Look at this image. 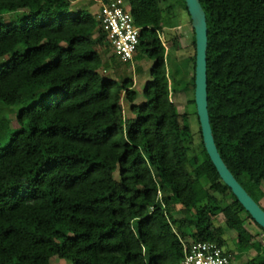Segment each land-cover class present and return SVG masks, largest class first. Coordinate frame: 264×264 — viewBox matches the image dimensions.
Masks as SVG:
<instances>
[{
    "label": "trees",
    "instance_id": "1",
    "mask_svg": "<svg viewBox=\"0 0 264 264\" xmlns=\"http://www.w3.org/2000/svg\"><path fill=\"white\" fill-rule=\"evenodd\" d=\"M168 1L128 0L140 27L133 58L153 60L145 100L136 103L131 77L117 83L101 75L108 41L97 14L71 11V0H0V58L8 56L0 62V264H49L53 256L72 264H182L186 237L226 244L219 213L227 228L237 229L236 246L226 251L235 264H264L253 225L263 239L264 229L212 164L195 104L199 148L193 153L189 113L173 101L184 92L194 103L195 35L191 27L182 74L168 50L176 36L163 30ZM178 1L189 18L185 1ZM200 3L214 140L259 203L264 0ZM22 10L20 23L5 20ZM122 100L134 117L123 115ZM2 106L16 108L14 126L1 116ZM250 250L254 256L240 261Z\"/></svg>",
    "mask_w": 264,
    "mask_h": 264
},
{
    "label": "rangeland",
    "instance_id": "2",
    "mask_svg": "<svg viewBox=\"0 0 264 264\" xmlns=\"http://www.w3.org/2000/svg\"><path fill=\"white\" fill-rule=\"evenodd\" d=\"M106 0H71V11H77L79 9H85L93 14H97L99 10V5L101 2ZM168 5L170 9L165 11L164 15L166 20L164 21L163 30L164 32H168L170 35L176 36V41H174V48L168 49L171 51V54L175 55L178 58V67L180 72L183 74L188 70V64L186 60V56L190 51V42H191V23L189 22L188 15L183 8L181 2H177V0H169ZM24 10L11 12L4 15L6 21H15L20 23V20L24 14ZM177 21V22H176ZM175 24H178L175 26ZM164 39V35H162ZM22 48V45L18 46ZM103 49L107 48L106 52L101 51L102 60L104 62L103 66L100 69L101 75L104 78H110L115 80L117 83H121L124 78L131 77L134 83V89L137 91V97L135 99L136 103H140L145 100L142 95V90L144 84L147 80L151 78L150 76V66L153 63V60L144 56V57H134L129 61H123L120 59L118 55L115 54L109 42L104 43ZM166 48H168L166 44ZM8 59V56H4L0 58V62H3ZM188 76H191V72L189 71ZM173 101L178 105L179 111L184 112L187 111L189 114L187 116V122L189 123L191 132L193 133V142L191 144L192 152H196L199 148V138L197 135L198 131V123L196 120V116L192 113L191 109L194 106V103L190 101L184 92H178L173 96ZM123 115L127 118H132L135 114L129 109V104L124 100L121 101ZM16 108L13 107H1V116L10 118L12 120L11 124L14 126V114ZM115 177L118 178V172L115 173ZM218 201L222 199V197L216 194ZM225 200L231 201V197H224ZM261 207L264 209V197H262L259 201ZM181 206L179 204L175 205L176 210L173 213L174 217H180V212L177 211ZM217 222L224 229V237L226 239V244L223 245L225 251L234 250L236 246V230H230L227 228L224 222V217L222 214H218L216 216ZM252 224V223H251ZM254 229L257 233V239L264 243L263 233L253 225ZM239 228V227H238ZM185 242L191 241L190 237H186L184 239ZM234 252V251H233ZM254 250H250L249 252L244 253L240 259V261L244 262L254 256ZM236 261V260H235ZM49 264H72L71 260L60 258L58 256H53L49 262Z\"/></svg>",
    "mask_w": 264,
    "mask_h": 264
},
{
    "label": "water",
    "instance_id": "3",
    "mask_svg": "<svg viewBox=\"0 0 264 264\" xmlns=\"http://www.w3.org/2000/svg\"><path fill=\"white\" fill-rule=\"evenodd\" d=\"M195 35L194 104L204 148L221 180L231 189L252 219L264 229V209L237 181L216 146L207 101V20L200 0H184Z\"/></svg>",
    "mask_w": 264,
    "mask_h": 264
},
{
    "label": "built area",
    "instance_id": "4",
    "mask_svg": "<svg viewBox=\"0 0 264 264\" xmlns=\"http://www.w3.org/2000/svg\"><path fill=\"white\" fill-rule=\"evenodd\" d=\"M97 18L115 54L123 61L131 60L139 44L140 27L133 22L128 0L101 2ZM183 248L182 264H235L234 255L214 241H183Z\"/></svg>",
    "mask_w": 264,
    "mask_h": 264
}]
</instances>
